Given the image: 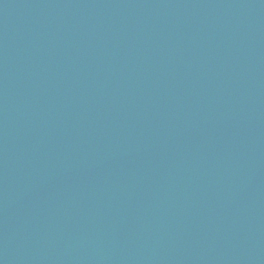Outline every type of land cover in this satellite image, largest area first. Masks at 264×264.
Segmentation results:
<instances>
[{"label": "water", "instance_id": "obj_1", "mask_svg": "<svg viewBox=\"0 0 264 264\" xmlns=\"http://www.w3.org/2000/svg\"><path fill=\"white\" fill-rule=\"evenodd\" d=\"M0 264H264V0H0Z\"/></svg>", "mask_w": 264, "mask_h": 264}]
</instances>
